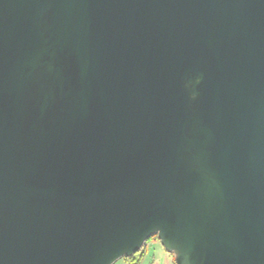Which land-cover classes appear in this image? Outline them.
I'll return each instance as SVG.
<instances>
[{
    "label": "water",
    "instance_id": "95a60500",
    "mask_svg": "<svg viewBox=\"0 0 264 264\" xmlns=\"http://www.w3.org/2000/svg\"><path fill=\"white\" fill-rule=\"evenodd\" d=\"M264 264V0H0V264Z\"/></svg>",
    "mask_w": 264,
    "mask_h": 264
},
{
    "label": "rangeland",
    "instance_id": "374dc122",
    "mask_svg": "<svg viewBox=\"0 0 264 264\" xmlns=\"http://www.w3.org/2000/svg\"><path fill=\"white\" fill-rule=\"evenodd\" d=\"M155 243V246L152 247V255H154L155 253V257H153L154 259V264H164V262L166 264H173L174 263V257L173 255H171L170 253H167L166 251H164V247L161 245V243L159 242L158 239H155V240H150L147 244L149 243ZM158 249V253H156V251L154 252L155 248ZM147 248V247H146ZM161 256H164L162 257L161 259ZM168 257V259H167ZM163 261V263H162ZM115 264H127L123 259H119L115 262Z\"/></svg>",
    "mask_w": 264,
    "mask_h": 264
},
{
    "label": "trees",
    "instance_id": "16d2710c",
    "mask_svg": "<svg viewBox=\"0 0 264 264\" xmlns=\"http://www.w3.org/2000/svg\"><path fill=\"white\" fill-rule=\"evenodd\" d=\"M157 239L156 235L152 236L148 241L147 243L150 241V240H155ZM147 243L145 244V246L143 247L142 250H140L138 253L132 255V256H129V257H126V258H122L127 264H141V262L143 261L145 255H146V246H147ZM173 255V254H172ZM174 257V256H173Z\"/></svg>",
    "mask_w": 264,
    "mask_h": 264
},
{
    "label": "crops",
    "instance_id": "0c3cea01",
    "mask_svg": "<svg viewBox=\"0 0 264 264\" xmlns=\"http://www.w3.org/2000/svg\"><path fill=\"white\" fill-rule=\"evenodd\" d=\"M153 246H155L154 242L147 244V246H146L147 247L146 248V255H145L143 261L141 262V264H154V260H153L154 258L153 257H155V253H154V255H152V252H151L152 251L151 249H152ZM155 251H156V253H158V249L157 248H155L154 252ZM164 251H166V250L164 249ZM162 257H164V256H161V259H162ZM167 259H168V257H167ZM162 263H163V261H162ZM159 264H161V263H159ZM164 264H166V263L164 262ZM173 264H175V261H174Z\"/></svg>",
    "mask_w": 264,
    "mask_h": 264
}]
</instances>
